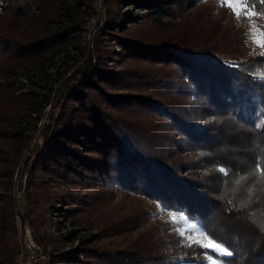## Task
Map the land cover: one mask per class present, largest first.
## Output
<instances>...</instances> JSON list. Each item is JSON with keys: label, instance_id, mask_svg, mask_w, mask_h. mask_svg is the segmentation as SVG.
<instances>
[{"label": "trees", "instance_id": "1", "mask_svg": "<svg viewBox=\"0 0 264 264\" xmlns=\"http://www.w3.org/2000/svg\"><path fill=\"white\" fill-rule=\"evenodd\" d=\"M88 1L0 0V264L19 256L14 214L43 264L196 255L176 234L131 235L142 210L90 218L110 190L196 219L224 264H264V50L201 0H98L85 40Z\"/></svg>", "mask_w": 264, "mask_h": 264}, {"label": "rangeland", "instance_id": "2", "mask_svg": "<svg viewBox=\"0 0 264 264\" xmlns=\"http://www.w3.org/2000/svg\"><path fill=\"white\" fill-rule=\"evenodd\" d=\"M15 1L17 3L24 2V0ZM88 2V4L90 5L83 6L85 12L88 13V17H85L86 23L85 29L83 31L85 40H87L90 36L93 23L98 13V0H89ZM232 2L238 4V10L246 6L245 0H232ZM198 5L212 6V16L222 14L223 16L220 17V21L222 23L230 24L231 26L237 25L239 40L244 46H247L246 53L248 51L261 52L262 50H264V48H262L255 42L256 39H264V18L262 20H259L256 16H253L251 20L245 19L244 21L243 19H238L233 10L227 6L225 0H201ZM248 10L252 11L250 10V8H248ZM69 48L71 49L70 46ZM71 51L74 50L71 49ZM1 79L2 76L0 75V82ZM21 80L24 79L21 78ZM23 83L24 88H26L27 86H31L35 89L37 88L34 85H30L27 80ZM4 100L5 98L0 97L1 104L4 102ZM5 108H7V105H5ZM47 110L48 105L45 106L40 121H42ZM36 131L37 129L31 136L29 142L33 141ZM37 139L39 140V137ZM15 174L16 169L14 176ZM91 190L92 189H89V192H91ZM104 190L107 191V189ZM110 192L111 193H101L103 195V199L89 213L90 218H92L93 220H98L99 218L113 220L116 219V217L119 215L129 213L131 210H142L145 216L144 220L142 221L138 229L136 228L134 232H131V235H133L134 233H138L140 238H144L143 236L147 235L150 239L154 238L158 241H170V239L174 237L173 235L176 234L180 236V241L184 243L192 244L194 243V241L201 239H203L205 243H217L204 233L196 219L182 213L177 208L161 206L153 200L148 199L142 195H136L133 193L124 192L122 190H110ZM173 215L176 217L175 221L170 218ZM181 216H184L185 219H180ZM14 221L17 232V239L20 242V252L16 264H43V248L33 240L30 230L27 226H24L23 230L21 231L19 226V219L16 214H14ZM193 224H195L196 227H192L191 225ZM155 225L158 226V230H156ZM80 232L85 233L86 231L81 230ZM54 233H56L55 230ZM181 233H183V235H181ZM122 238L123 237H118L115 241H119ZM109 240V232L106 230L103 242H108ZM74 243H76V241H74ZM194 246L199 249H197L198 252L195 253L196 255L191 257L192 259L188 256H183V258L180 260L168 261L164 264H208L206 260L208 252L197 244H195ZM212 258L217 260V264H224L220 259L217 258L216 255H213Z\"/></svg>", "mask_w": 264, "mask_h": 264}, {"label": "snow or ice", "instance_id": "3", "mask_svg": "<svg viewBox=\"0 0 264 264\" xmlns=\"http://www.w3.org/2000/svg\"><path fill=\"white\" fill-rule=\"evenodd\" d=\"M225 2L227 3V6L233 10V12L235 13V15L237 16V18L239 19L241 16H243L246 20H251V18L253 16H258L260 15V13L254 12V11H249L247 6H244L243 8H240L238 10V4L237 3H233L232 0H225ZM259 46H261L262 48H264V39H256L255 41ZM264 54V53H262ZM220 172H226V170L224 168H220L219 169ZM254 174H258L261 177H264V169H262L260 167L259 162H257L256 167L254 169ZM262 183H264V180L261 181ZM237 184L240 183L239 180L236 181ZM173 221L176 220V217L173 215L170 217ZM180 219H185L184 216H181ZM192 227H196L195 224L191 225ZM181 235H183V233H181ZM207 235H212L214 236V234H207ZM191 239V238H189ZM195 244L199 245L201 248H203L204 250H206L208 252L207 256H206V260L208 262V264H217V260L213 259L212 256L216 255L217 258H219L220 256H232L233 252L230 251L229 247L224 245L222 242L221 243H205L203 239L201 240H196L194 241Z\"/></svg>", "mask_w": 264, "mask_h": 264}]
</instances>
